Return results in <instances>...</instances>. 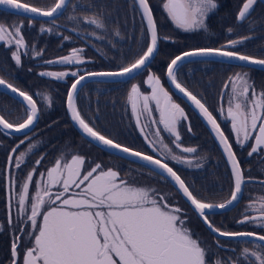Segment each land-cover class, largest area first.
I'll use <instances>...</instances> for the list:
<instances>
[{"label":"snow or ice","instance_id":"1","mask_svg":"<svg viewBox=\"0 0 264 264\" xmlns=\"http://www.w3.org/2000/svg\"><path fill=\"white\" fill-rule=\"evenodd\" d=\"M256 2L257 0H242L236 20L245 21ZM68 3L69 0H55L52 6L41 8L22 3L20 0H0V9L13 14H31L32 18L29 19L28 26L32 27L35 17L52 18L63 15ZM132 3L134 10L139 11L141 16L142 35L147 36L144 50L134 62L122 65L117 70L86 71L84 74H80L79 71H42L39 75L56 80H64L69 75L74 77L66 93V107L71 119L83 133L100 145L137 157L154 166L155 169H159L155 174L160 175L161 179L166 174L212 232L229 239L248 238L264 242V234L260 232L222 230L209 220V211L226 209L240 199L246 178L240 161L233 151L232 143L229 142L212 112L177 79V69L186 58L190 57L219 56L229 60H239L247 65L264 67V58L229 50L250 37L228 40L227 44L220 48L201 47L183 52L171 59L167 65L168 80L199 110L219 141L230 166L233 187L230 198L224 202L211 203L198 198L165 160L114 142L97 131L81 115L76 101L83 81L94 77L135 78L134 74H139L140 70L145 69L158 54L161 37L149 0H132ZM217 7L216 0H164L163 3L168 18L177 28L185 32L207 31L206 18ZM69 19L77 18L70 16ZM82 19L84 23L94 25L96 29L106 28L104 20L98 14L84 16ZM52 22L55 23L54 20ZM23 27V21L11 25L0 23V43L14 49L11 51V59L16 66L21 65L22 55L28 54L29 45L23 35ZM39 31L51 32L52 29L41 26ZM227 31L231 33L233 29L229 28ZM91 35L96 39H103V36L95 31ZM115 35L118 37L120 32L116 30ZM63 39L68 40L70 37L65 36ZM83 51L82 48H72L68 55L56 60H47L45 63L83 64L85 63ZM32 53L34 57L43 55V51H38L35 47L32 48ZM144 83L150 88V93L142 92L140 84H132L127 96L141 135L153 152L159 151L162 156H167L171 160L193 166L192 159L174 154L161 135L162 131L167 132L173 137L171 143L183 153L197 151L195 147H182L178 129L181 122L188 119L184 108L173 100L172 95L161 83L160 77L149 72ZM0 86L22 98L21 103L25 105L22 122L12 123L0 115V129L4 130L5 134L8 130L24 133L25 139H28L27 133L39 116L37 101L28 92L15 87L2 77H0ZM229 87L231 94L226 118L230 119L231 133L234 134L236 144L242 148L247 145L249 157L254 154L264 156V91L258 93L254 85L249 84L247 72H237L234 76H230L224 85L225 89ZM42 99L51 106L50 97L42 96ZM153 104L155 111L159 113L158 120L151 119ZM220 112L223 113L224 109L221 108ZM144 114H147L145 118L150 120L151 125H163L162 129L156 127L153 133L154 139H149V135L145 132L150 125L141 123V115ZM188 131L191 132L190 125ZM24 143V139L20 140L19 144L11 149V153H16ZM32 147L34 145L30 144L29 150ZM25 157V152H20L15 158L9 154L6 167L11 168L14 162V167L19 169L25 163ZM43 159L44 157L41 156L35 164L40 165ZM84 164L85 158L80 155H72L70 160L58 158L46 173L39 174L41 179L35 183L34 194H30L29 188L36 172L35 168L28 172L18 191L15 188V179L12 176L8 177L6 204L8 224L13 223L12 200L15 198L17 222L30 228V231H26L22 226L19 231L31 239V246L21 252V237L15 236L11 243V264H209L206 259V249L193 237L190 229L185 227V219L181 216L182 209L170 206L163 196L157 198L155 190L130 186L119 178L117 171L103 170L99 163L85 171ZM194 166L201 165L197 163ZM53 188L57 191L54 192ZM73 189L80 191L75 192ZM248 210L256 212L257 215H243L237 223L253 224L264 229V196L252 200L246 212ZM2 230L0 226V231ZM247 242L246 239L245 243ZM217 243L219 244V241ZM240 256L248 264H264V245L257 244L255 248L244 247ZM215 264H221V261L216 260ZM227 264H244V262L237 258Z\"/></svg>","mask_w":264,"mask_h":264},{"label":"flooded vegetation","instance_id":"2","mask_svg":"<svg viewBox=\"0 0 264 264\" xmlns=\"http://www.w3.org/2000/svg\"><path fill=\"white\" fill-rule=\"evenodd\" d=\"M52 1H55V0H20V2L22 3H29L31 5H35L41 2H52ZM84 1H85L86 15L92 16L93 14H98L105 21H109V22L119 21V13L112 12V10H110L111 8L105 7L103 0H84ZM150 6L152 8L153 15L157 23L158 34L161 37L159 46L161 45L162 50L165 51V54L163 58H161V60L157 59L158 54H156L155 57L150 62V64L145 69H142L141 72L135 76V78H131L125 81H120L118 83L110 82V81L109 82H105V81L93 82L92 81V84H96V85L101 84L106 87L105 89L106 91L96 94V98H97L96 100H98L97 104L99 105V108H100L99 110L101 111L100 112L101 118H99V120L96 121V130L101 132V134L107 136L108 138L112 139L114 142H117L123 146H127V147L132 148L133 150L140 151V152H143L149 155H153L156 158L165 160V162H167L169 166L172 167L174 171H176L177 174L181 176V178L185 181V183L190 187V190L193 191V193L197 197H199L198 196L199 192L195 191V189L192 187L193 182H190V180L188 179L186 175L185 170H182L183 163H179L177 161L171 160L167 156L162 157L158 154L159 151L153 152V150L149 147L148 142L145 141L144 136L141 135L140 129L136 126V119L132 114L131 107L129 106V102L127 100V96L129 93L128 89H129L130 84L139 79L141 80L143 76L151 72L155 74L156 76L160 77L161 83L164 85L165 89L169 91L170 95H172V98L176 103H178V100L182 102L181 98L177 94H174L172 90L170 89L169 84H167L166 73H165L167 69V65L170 63L168 59L171 58V55L173 56L175 52L174 45L181 44L182 41L181 39H177L175 37H171L172 39H170V35L168 34V31H169L168 29L171 28V24L167 18L168 16L163 6L158 5V10H156V8L153 5H150ZM254 7H256V4L253 6V8ZM238 10H237V13H238ZM259 10H260L259 15H260V26L261 27L257 28L259 17H257L255 14L252 15V11L250 12L246 20L243 22H238L236 20L237 13L236 14L233 13L234 18L232 17L230 19L232 21L229 23L230 21L229 17L226 14H221L219 12V5H218V7L215 9V12L212 15H210V17L212 18L206 19L205 21L207 24V31L197 30V31H192V32H185V31L181 32L183 36L187 37L188 42L191 41L185 44L184 51L193 50V49L201 48V47H212L209 45V43H206V41H210L213 43H216V41L220 42L219 41L221 39L219 37L221 33V27H219L220 22H221V25H223L224 29L232 28L233 31L231 33L227 32L230 37L224 42V44H221L220 42L219 44L216 45V47H213V48L225 46L228 40L240 39L243 37H250V38L245 40L242 44L237 45L233 49L238 50V48H242L244 46L243 44H245L247 48L253 47L254 39L257 38V40L259 41L261 36L262 37L260 40L264 42V9L260 8ZM7 13L8 12L6 11L0 10V23L9 25V23H11L12 20H15V22L23 21L24 30L32 29L30 32V36H31L30 39L26 40L27 44L29 45V48H32V46L34 47L37 46L38 50L44 51L45 49L44 37L43 35L37 32V27L39 26L38 22H42L44 20L38 21L34 19V25L32 27H29L28 18L21 16V15L20 16L16 15L18 17L6 15ZM157 16H158V19H157ZM62 17L63 15H61L60 17L56 19H53L55 23L52 22L53 20L48 21V22L54 25L56 24L57 27H59L61 30H64L65 29L63 28L64 26H60L59 24H57L58 21L61 20ZM215 18H216L217 23L214 24ZM91 27L92 25L87 24V33L91 31ZM67 28L68 29H65L66 30L65 32L72 35L73 37L72 44H74L75 38L78 36L73 33V29L71 28V26L67 25ZM259 31H262V33L260 34ZM256 32H259V34L255 35L254 33ZM165 37H167L168 39H164ZM92 38L93 37L88 33V42L87 41L83 42L84 46L89 47L91 71L117 70L121 65L117 63L119 62V60L128 59L127 57L129 56L132 57L131 59L138 58L137 56H139V54H141L142 51L144 50L141 48L143 44L137 42V40H134L132 44H129V46H126V45L119 46L118 50L114 49L115 51L110 53L109 46H106L103 43H98L96 41H93ZM1 44L3 43H0V53H4L6 48L1 47ZM70 47L66 46L64 48L65 51L63 54H65L68 48L72 49V47L74 46L70 45ZM2 48H5V49L2 50ZM63 54L57 56V58L62 57ZM45 59H50V58H43L41 61H35L33 62V64H30L29 68H27L29 74H31L32 77L37 75L38 77L41 78V76L39 75L40 72L54 71L55 69L61 68V66L52 67L56 63H54L53 65L46 64ZM198 61H201V62H198ZM190 62H194V63H191L190 65H196V67L194 68L195 70L198 68H202V67H205V68L209 67L206 74L208 73L207 75H209L210 78L208 81H207V78H205L203 81V82L207 81V83L199 84L195 86L192 83V80L189 79V85H188V88H189L188 90L192 92L194 95H196L197 98L202 101V103L204 104L206 103L205 106L208 108L209 106L208 102L210 101V104H211V102L216 100L217 95H218V90L220 88H221V91H220L221 98H223L226 93L224 85H223L225 81L223 80L222 77H220V72L217 69L218 66L221 65L222 63L219 61L216 62L212 60H198V59L191 60ZM198 64H200L201 67H198ZM65 66H71V65H65ZM163 71H164V74H163ZM46 78L44 79H46L48 82L53 83V86L51 87V89H52V94L55 96V98L62 96L64 94L66 97L68 87L74 80L73 79L68 83L69 79H71V77L69 76L68 78L66 77L64 80H56L51 77H46ZM8 82L12 83L15 87L19 88L18 85L14 84L13 82L11 81H8ZM145 85L147 86L148 89H150L146 83ZM42 86H43L42 84L40 85L38 83H35L34 86H31V88L26 87V89L23 88L21 90L28 92L36 100L37 91H39ZM93 96H94V91H93ZM4 98L7 102L13 103L14 101H16L14 98L12 99L10 96L5 94L3 91H0V102H2V99ZM96 100L94 99V107L96 105L95 104ZM110 105L112 108L111 110H108V107ZM152 106H154V108H153V113H152L151 118H153L154 120H158L159 113L155 111V105L153 104ZM96 111L97 110H95V112ZM103 113L105 114L104 118L102 117ZM193 115L195 114L193 113ZM187 116H188V119L186 121H182L178 129L181 134L182 147H195L198 150L199 149L202 150V153L204 154V156L208 157L210 162H212L214 165H216L217 163L222 165L223 163L227 171V176L230 179V182L233 187V180L231 178L229 168H227L225 159L220 153V151L218 150V147L216 146L212 136H210L207 129L205 128V126L202 125L200 119L196 115L195 116L197 117V119H199V122L202 128L204 129L206 135L208 136V138L205 136L204 132L201 133L200 127L196 125V123L191 118V115L187 114ZM145 117H146L145 114L141 115V123L142 124L147 123L150 125L149 128L145 129V132L149 135V139H152L151 134L154 133L156 127L158 126L162 129L163 125H151L150 121H148ZM100 122H101V125L103 126V128L101 129H100ZM102 122H105V124ZM189 125L191 126V132L188 131ZM220 126H221V129L224 131L225 135L229 139V136L227 135L228 128L226 127V125L224 126L220 124ZM35 127L33 129H35ZM30 132H28L27 134H29ZM161 135L164 139V142L167 143L170 148H172V151L174 154L182 155L181 150L177 149L175 145L171 143L173 137L169 136L167 132H163V131L161 132ZM19 137H22V136H19ZM229 142H230V139H229ZM48 143L49 145L45 146L40 151L37 150V152L35 153H32V154L30 153L29 155L31 156L26 155L25 163L21 165V167L18 169L19 177L21 178V180L25 178L24 176L27 175L29 171L35 168L36 172L33 176V187H35V183L39 182L41 179L39 174L41 172L46 173V170L48 168L53 167L56 160L58 158H61L59 154L65 153L69 157V160L71 159L72 155H80L85 158V164H84L85 171L90 170L92 167L95 166V164L99 163L101 164L103 170L112 169L114 171H117L119 173V178L126 181L130 186L137 187V188H145L150 191L155 190L157 194V198H159V196H163L165 198V202H167L170 206L179 207L180 209H182L181 216L183 219H185V227L190 229L193 237L195 238V230L192 228V224L190 223V215L191 213H193L195 217L198 218L196 213L192 211L188 202H186L183 199L180 193L176 192V190L174 189V187L171 185L169 181H167L164 178L161 179V176L156 175L155 173L157 172L153 171L147 165L145 166L144 164L140 162L132 161L127 158H122L114 153L111 154L109 152H106L103 149L101 150L100 148L92 144L91 142L85 140L83 137H80L79 139L76 137H71V139L51 141ZM62 146L64 147L61 148ZM215 149H217V152H218L217 155H216ZM254 155L258 156L259 154H254ZM41 156H43L44 159L42 160L40 165H36L35 161L37 159H40ZM260 156L262 155L260 154ZM262 158H264V156H262ZM261 160L263 161L264 159H261ZM28 166L30 167L29 171H26ZM258 167L260 171H262L264 167V162L258 163ZM213 169H214V176H216V168L214 167ZM10 170L11 168H8V167L5 168L6 176L9 175ZM244 176L245 178H253V177H247L245 174ZM255 178H258V177H255ZM218 179L221 183L222 182L224 183L223 185L224 189L228 190L227 185H229V181L225 177H223L222 173L218 174ZM259 179H264V178H259ZM6 182H8L7 179H6ZM247 184L259 185V186L264 187V185H261L258 183H255V184L246 183L243 187L244 190L240 198V201L238 204L234 206V208L243 203L242 199L244 197L245 186ZM35 191H36V188H35ZM53 191L55 192L57 191V189L53 188ZM73 191L79 192L80 189H73ZM227 193L229 194L230 192H227ZM7 198H8V193L6 194V198L4 197V199L7 200ZM221 202H224V200L219 201V203ZM233 209H231L230 211H232ZM225 213H229V211L224 212V213L208 215L210 218L209 220L214 224V226L221 228V229H223L224 226H226V228L234 227L233 225L228 227V225L225 224L224 221L227 220L226 218H224ZM235 214L236 213L233 212L229 216L231 217L229 221L231 220L236 225L243 227L245 224L237 223V221H239L242 217H240L238 214L236 215ZM196 224L197 226H199L198 223ZM22 226L25 227L26 230H28L29 228V226L27 225H22ZM201 226L203 229H205V231L208 234H210L203 223H201ZM202 228L200 229L203 231ZM235 231H257V232L264 234L263 232L264 229L253 230L247 226L241 229H235ZM210 235L212 236V238L215 239V243L219 246L221 244H218L217 241L223 242V243L232 241L228 239H225V240L218 239V238H215V236H213L212 234ZM243 241L245 240H236L233 242L241 243ZM227 248H228L227 246H222L221 248L222 252H224L225 249ZM226 252L224 253V255H225V258L228 259ZM240 252H241L240 246H236V250H234V254H235L234 259L239 258L241 261L244 262V264H248V262L244 261V258L240 256ZM225 262L226 260L224 261V263Z\"/></svg>","mask_w":264,"mask_h":264},{"label":"rangeland","instance_id":"3","mask_svg":"<svg viewBox=\"0 0 264 264\" xmlns=\"http://www.w3.org/2000/svg\"><path fill=\"white\" fill-rule=\"evenodd\" d=\"M55 3V1L52 2H41L37 3L34 6L41 7V8H48L52 6ZM164 0H154L153 5L157 7L158 5L163 6ZM217 5H219V2L216 0ZM242 2L238 3V8L241 6ZM120 10H121V18L119 21H105L106 28L105 29H96L94 25L91 27V31L88 32L90 35L93 31H95L98 35L103 36V39H96L95 36L91 35L93 38V41H96L98 43H103L106 46H109V52L112 53L115 50L119 49V46H129V44H132L134 40H137V42L142 43L143 45L141 46L142 49H144V45L147 43V36L146 34L142 35V22H141V16L139 11L135 14L134 11L132 10V7L134 8L132 4V0H121L120 3ZM81 3L79 0H70V2L67 5L66 10L64 11L65 13L63 14V17L61 20L58 21L57 24L60 26H64L63 28L68 29L67 25L71 26L73 29V33L76 34L78 37L75 38L74 44H72L73 37L71 34H68L65 32L66 30H61L57 25L51 24L48 21H42L38 22L39 26L37 27V32L44 37V46H45V57L50 56V59H45L47 60H56L57 56L61 55L65 51V47L70 45H73L74 47L72 48H82L84 51L82 53L85 63L83 64H72L71 66H65L64 64H54V66H61V68L55 69L54 71H79L80 74L86 72V71H91V65H90V55H89V47L84 46L83 42H88V33H87V24L83 22V17L84 16H91V15H86V13H82L80 11L81 8ZM252 10H255L254 8ZM251 10V11H252ZM215 12L212 11L209 13L208 17L206 19H210V15H212ZM70 16H74L77 19H69ZM168 18V17H167ZM171 28L168 30V34L171 37H175L177 39H181L182 43L181 44H175L174 47V54L173 56L171 55V58L168 60L170 61L175 55H178L180 53L184 52L185 44L191 42L187 40V37L183 36L181 32L184 30L177 28L170 18H168ZM232 20L229 21V23ZM19 21L12 20L9 25L18 23ZM206 23V22H205ZM217 23L216 18L214 19V24ZM89 25V24H88ZM207 25V24H206ZM43 26L44 28H51V32H44L40 33L39 29L40 27ZM228 26V24H227ZM146 28V26H144ZM219 27H221V33H220V42L221 44H224V42L230 37L229 34L227 33L228 28L224 29L223 25H221V22L219 24ZM258 28V27H257ZM32 30V29H31ZM31 30H24V27L22 29L23 35L25 37V40L30 39V32ZM116 30L120 32V35L117 37L115 35ZM68 36L70 39L64 40L63 37ZM220 42L213 43L210 41H206V43H209L210 46L216 47L217 44ZM65 43V45H64ZM245 46V44H243ZM1 47H5L6 50L4 53H0V73H2L1 77L4 78L7 81H11L14 84L18 85L20 89H26V87L31 88V86H34L35 83L42 84L43 86L40 88L39 91H37V103L39 107L40 113V119L42 117V114H46V112L49 111V116L45 119L41 125H38L33 129L29 134H27L28 139H25V136L19 137L16 136L17 138H13L12 136L5 134L0 130V226H2L3 230L0 231V264H11V243L13 239L15 238L16 235H20V251L22 252L26 247L31 246V239L26 235V234H21L20 233V228L22 227L21 224L17 222V217H16V201L15 198L12 200V213H13V223L11 225L8 224V209L6 207L7 200L4 199L6 198V194L8 193V182H6V179L8 180L9 176H12L15 179V188L18 191L19 186L25 181L26 176L25 175L22 180L19 177L18 169L14 167V162L13 166L11 167V170L9 172V175L6 176L5 174V166L7 164V157L9 154H11V149L14 148L17 144H19V141L24 139L25 143L23 145H20V147L17 149L16 153H13V157L19 155L20 152H25L26 155H29L30 153H35L43 149L45 146L49 145L48 142L51 141H58V140H66V139H71V137H76L80 138L82 137L75 129L73 126L70 124V121L68 120L67 117L63 116L62 114L59 115H53L52 111L53 108L56 106H59L62 104L65 106V94L59 97H56L52 94V89L51 87L53 86V83L45 81L42 78H39L37 75L33 76L29 74L27 68L30 67V64H33L35 61H41L44 57H34L32 53V48H28L27 55H22V63L20 66H16L15 62L11 59V51L14 49H10L6 44H1ZM161 45L158 46V50L160 49ZM247 48V46H245ZM5 48H2L4 50ZM71 48V47H70ZM68 48L62 56L68 55L71 51V49ZM182 48V49H181ZM219 48V47H218ZM264 49V45L262 47ZM36 50H38V47H35ZM115 49V50H114ZM241 49V48H240ZM245 49L244 47L242 50ZM248 49V48H247ZM39 51V50H38ZM243 54V53H241ZM138 57V56H137ZM128 59H121L118 64L126 65L131 62H134V59H131L132 57L129 56L127 57ZM161 60V59H160ZM168 61V62H169ZM201 62V61H198ZM191 63L194 62H184L183 64L180 65V67L177 69V79L178 82L182 84L186 89L188 88L189 85V79L192 80V83L196 86L199 84H204L207 83L209 80L210 76L206 74L207 70L209 67H202L198 69H194L196 65H190ZM197 63V62H195ZM52 64V65H53ZM120 65V66H122ZM194 66V67H193ZM198 67H201L200 64H198ZM224 66L219 65L218 66V71L220 72V77L223 78L225 83L228 82V78L230 76H234L235 73L237 72H247L248 73V81L249 84L253 85V80H252V73L249 70H242L239 69L237 72H231L230 69H226ZM227 71H229L227 73ZM164 74V71H163ZM147 75L143 76V78L140 80H137L133 83L130 84L129 86V91L131 88L132 84H140L141 85V91L144 92L145 94L150 93V89L147 88L145 85L144 81L147 79ZM69 77H71L69 75ZM68 78V77H67ZM207 78V81L203 82L204 79ZM75 79L74 77H71L69 79L68 83ZM184 81V83H183ZM97 82V81H93ZM44 83V84H43ZM86 86V85H85ZM83 86L84 88L81 92L80 95L81 99L84 101L89 102V100L92 99V102H94V99L96 100V94H99L100 92L106 91V87L99 84H92V81L87 84V87ZM255 87V86H254ZM256 91L259 93L260 90L255 88ZM93 91H94V96H93ZM221 88L218 90V95L216 100L213 102L210 101L208 102V108L210 111H212V114H214V117L216 120L221 125H226L228 128V136L230 139V143L234 146L235 150L239 154L243 153H248V147L247 145L245 147H240L238 144L235 142V137L234 134L231 133V122L230 119L226 118L227 117V108H228V99L231 94L230 87L228 89H225V95L223 98H221ZM40 94V95H38ZM106 95V94H105ZM42 96H47L51 98V106H48L47 102L42 99ZM57 100L55 104V100ZM98 100L95 102V107L94 109L97 110L93 115H91L90 119L92 122L90 123L91 126H93L96 129V121L101 118V111L99 110V105L97 104ZM178 103L184 108L185 112L188 114V112L191 114V109L184 105L181 101L178 100ZM206 104V103H205ZM129 106L131 107L130 103ZM154 108V106H152ZM111 105L108 107V110H111ZM223 108L224 112L221 113L220 109ZM25 106L18 105L15 101L13 103L7 102L4 99H2V102H0V114H5V116L9 117L14 114V117L10 119V122L12 123H19L22 122L25 116L24 112ZM99 110V111H98ZM15 114H18L20 116H17ZM189 114V115H190ZM105 114L103 113V118ZM147 115V114H145ZM153 119V118H151ZM150 121L149 119H147ZM133 122V120H132ZM105 124V122H102ZM103 128L100 122V129ZM151 138L154 139L153 134H151ZM251 143V141H249ZM34 145V147L29 150V145ZM62 146L61 148H63ZM217 150H216V155H217ZM160 156V152H158ZM182 155L187 157L188 159L193 160V166H188L187 164H183V169L186 172V175L190 182H193L192 187L195 189V191L199 192L198 198L206 201V202H211V203H219V201L222 200H227L229 197L230 193L232 190V184L230 182V179L227 178L225 171L226 168L224 167L223 163L222 165L217 163L214 165L212 162H210L209 158L204 156L202 153V150H198L195 153H183ZM248 155V154H247ZM31 156V155H29ZM62 159L64 160H69V157L65 154H59ZM257 157V155H255ZM165 157V156H162ZM199 163L201 166L200 167H195L194 165ZM216 168V176H214V169ZM29 166L27 167L26 171H29ZM222 173L223 177H225L229 181V186L228 190L224 189L223 185L224 183L220 182L218 179V174ZM28 174V173H27ZM261 175L264 177V167L263 170L261 171ZM194 184H198V187H196ZM209 190H212L215 196L209 197L206 193H209ZM30 194L35 193V187H33V182L30 183V188H29ZM227 193V194H226ZM225 194V195H223ZM212 195V194H211ZM223 195V197L221 196ZM260 196H264V187L259 186V185H250L247 184L245 186V192H244V197H243V203L240 204L239 206L236 207L235 213L238 214L240 217H243V215H257L256 212L248 210L246 212V209L248 208L249 203L252 200H255L259 198ZM235 214V215H236ZM209 217V216H208ZM210 219V218H209ZM242 219V218H241ZM198 218L195 217L193 213L190 215V223L192 224V228L195 230V238L198 239V241L201 243V246L206 249V259L209 261V264H215L216 260H220L221 264H227L230 260L234 259L235 254L234 250H236V246H240L241 250L244 247H250V248H255L257 244H261L260 242H253V241H248L245 243V241L238 243V242H219L221 244L220 246L215 243V239L211 238L209 234H207L204 230L202 231L200 226H197ZM199 221V220H198ZM232 224L234 222L230 221ZM200 223V222H199ZM230 226H232L230 224ZM249 227L253 230L261 229L256 227L253 224H245L243 227ZM226 227V226H224ZM223 227V228H224ZM242 226H237L236 229H241L243 228ZM30 231V228L28 230ZM264 232V231H263ZM263 245V244H261ZM222 246H227L228 248L225 249L224 252H222L221 248ZM227 251V252H226ZM226 252V255L228 259L225 258L224 253ZM225 258V259H224ZM226 262L224 263V261Z\"/></svg>","mask_w":264,"mask_h":264},{"label":"trees","instance_id":"4","mask_svg":"<svg viewBox=\"0 0 264 264\" xmlns=\"http://www.w3.org/2000/svg\"><path fill=\"white\" fill-rule=\"evenodd\" d=\"M80 1V3H81V8H80V11L82 12V13H86V11H85V1L84 0H79ZM104 1V5H105V7H107V8H111L110 10H112V12H116V13H119V19L121 18V10H120V5H119V3H120V1L121 0H103ZM125 1H127V0H125ZM131 1V0H130ZM153 1L154 0H149V3H150V5H153L152 3H153ZM218 2H219V12L221 13V14H226L228 17H229V20L233 17V13H235L236 14V9L238 8V3L239 2H242V0H217ZM133 4V3H132ZM154 6V5H153ZM155 7V6H154ZM156 8V10H158V6L157 7H155ZM260 8H263L264 9V5L263 4H261L259 1L258 2H256V7H254V9L255 10H252V15H256L257 17H259V20H258V23H257V26H258V28L259 27H261L260 26V15H259V9ZM132 10L134 11V13L136 14L137 13V10H134V8L132 7ZM6 15H10V16H15V17H18V16H16V15H13L12 13H7ZM234 18V17H233ZM157 19H158V16H157ZM260 32V34L262 33V31H259ZM259 32H256V33H254L255 35H257V34H259ZM262 37V36H261ZM261 37H260V39H261ZM259 39V41L257 40V38H255L254 39V44H253V47H249L248 49L245 47V46H243L245 49H243L242 50V48L240 49V48H238V50H235V49H231V50H234V51H238V52H240V53H243V54H247V55H252V56H255V57H258V58H264V49L262 48L263 47V45H264V42H262L261 40ZM158 55H157V59H161V58H163V56H164V54H165V51H163L162 50V47H160V49L158 50ZM42 57H44V58H50V56H47V57H45V51H43V55H42ZM129 63V62H128ZM122 65V64H121ZM153 65V64H152ZM222 66H224L226 69H230L231 70V72H237V71H239V69H242V70H249V71H251V73H252V80H253V85L255 86V88H257V89H260V90H264V71H260V70H257V69H253V68H245V67H242V66H235V65H230V64H224V63H222ZM223 67V68H224ZM229 71H227V73H228ZM0 75H2V73H0ZM40 78V77H39ZM42 78V77H41ZM44 78H46V77H44ZM44 78H42L43 80H44ZM46 79H48V78H46ZM45 79V81H47ZM183 83H184V81H183ZM85 87H87V85L85 86ZM84 88H81L80 90H79V92H78V96H77V101H76V103H77V107H78V109H79V111L81 112V115L85 118V120L87 121V122H92V120L90 119V117H91V115H93L94 113H95V109H94V102H92V99L91 100H89V102H87V101H83L82 99H81V96H79L80 95V92L83 90ZM10 100V99H9ZM57 100L58 99H56L55 100V104H56V102H57ZM14 101V100H13ZM18 105H21L22 106V104H20L19 102H17V101H15ZM183 103V102H182ZM184 105H185V103H183ZM37 105H38V103H37ZM188 108H189V106L188 105H186ZM38 109H39V107H38ZM189 110H190V108H189ZM50 111H52V114L53 115H59V114H62L63 113V116H65L66 115V110L64 109V105H63V102H62V104L61 105H59V106H56L55 108H53V110H50ZM40 111H39V118H38V123L36 124V127L38 126V125H41L42 123H43V121H44V118L46 119L48 116H49V111L48 112H46V114H42V117H41V120L39 121V119H40ZM188 114H190L189 112H188ZM4 117H5V119H7V120H9V122H10V119L11 118H13L14 117V114H12L11 116H10V118L9 117H7V116H5V114H2ZM15 115H17V116H20V115H18V114H15ZM191 118L193 119V121L196 123V125L197 126H199L200 127V131H201V133L202 132H204V134H205V136L208 138V136L206 135V133H205V131H204V129L202 128V126H201V124H200V122H199V119H197V117L195 116V115H193V112L191 111ZM65 117H67V115L65 116ZM71 124V123H70ZM203 134V135H204ZM13 138L15 137V138H17L16 136H12ZM233 148H234V146H233ZM216 150L217 149H215V152H216ZM234 151H235V153H236V156L239 158V160H240V164H241V167L243 168V171H244V174L247 176V177H253V178H255V177H258V178H264V177H262V175H261V171H260V169H259V167H258V163H263L264 162V160L262 161L261 159H264V158H262V156H260V154L256 157L255 155H253L252 157H249L248 155H247V153H243V154H239L236 150H235V148H234ZM225 174H226V176H227V171H225ZM227 178H228V176H227ZM229 179V178H228ZM196 187H198V184H194ZM227 188H229V186L227 187ZM229 192V191H228ZM209 197H212V196H215L216 194H214L213 192H212V190H209V193H206ZM212 194V195H211ZM223 195H225V194H223ZM223 195H221L222 197H223ZM235 209H236V207L232 210V211H229V213H225L224 214V218H226L227 220H225L224 222H225V224L226 225H228V227L230 226V224L231 225H233L234 227H232V228H226V227H224L222 230H228V231H235V229H236V227L238 226V225H236L235 223H231L230 221H229V219H231V217H229L234 211H235ZM223 218V219H224ZM196 223H198L199 224V226L202 228V226H201V223H199V221L197 220V222ZM203 229V228H202ZM204 231H205V229H203ZM206 232V231H205ZM207 233V232H206ZM208 234V233H207ZM210 235V234H209ZM210 237L212 238V236L210 235Z\"/></svg>","mask_w":264,"mask_h":264},{"label":"water","instance_id":"5","mask_svg":"<svg viewBox=\"0 0 264 264\" xmlns=\"http://www.w3.org/2000/svg\"><path fill=\"white\" fill-rule=\"evenodd\" d=\"M257 1H259V2H261L262 4H264V0H257ZM0 10H3V9H0ZM4 11V10H3ZM6 12H8V11H6ZM9 13V12H8ZM10 13H12V12H10ZM13 14V13H12ZM15 15H18V16H24V17H26V18H28V19H31L32 18V15L31 14H23V13H18V14H15ZM61 15H59V16H56V17H52V18H48V17H35L34 19L35 20H38V21H42V20H44V21H52L53 19H56V18H58V17H60ZM146 26V25H145ZM159 46V45H158ZM230 50V49H229ZM187 51H191V50H187ZM184 52H186V51H184ZM182 53H180V54H178V55H181ZM175 56H177V55H175ZM175 56L173 57V58H175ZM155 57V56H154ZM195 59H198V60H212V61H219V62H221V63H224V64H230V65H235V66H242V67H245V68H253V69H257V70H262V71H264V67H261V66H257V65H247V64H245L244 62H242V61H239V60H229V59H227V58H224V57H219V56H213V57H190V58H186L181 64H183L184 62H187V61H191V60H195ZM152 61V60H151ZM150 61V62H151ZM171 61V60H170ZM150 62H149V64H150ZM148 64V65H149ZM142 70V69H141ZM141 70H140V72H141ZM98 71H100V70H98ZM106 71V70H105ZM139 72V73H140ZM165 73H167V69H166V72ZM82 74H84V73H82ZM136 75H138V74H134V77L136 76ZM129 79H131L130 77H94V78H89V79H86L85 81H83L82 82V84H81V86H80V89H81V87L82 86H84L85 84H88V82H91V81H97V82H99V81H105V82H120V81H125V80H129ZM166 81H167V84H169V87H170V89L172 90V92L174 93V94H177L180 98H181V100H182V102L183 103H185V105H188L189 106V108L191 109V111L200 119V121H201V123H202V125L203 126H205V128L207 129V131H208V133L210 134V136H212V138H213V140H214V142H215V144H216V146L218 147V149H219V151H220V153L222 154V156L224 157V159H225V162H226V164H227V168H229V171H230V175H231V170H230V166H229V164H228V162H227V159H226V157H225V155H224V153H223V150H222V147H221V145L219 144V141L216 139V137H215V135L211 132V128H210V126L207 124V122L204 120V118L200 115V113H199V110L198 109H196L195 107H194V105H192V103L190 102V101H188L187 100V98L186 97H184L183 96V94L182 93H180L179 92V90H177L176 88H175V86L174 85H172L171 84V82L168 80V78H167V75H166ZM71 85V84H70ZM70 87V86H69ZM68 87V88H69ZM188 90V89H187ZM0 91H3L5 94H7L8 96H10L12 99L14 98L16 101H19L20 103H21V101H22V98H20V97H18L16 94H13L10 90H6V89H4L2 86H0ZM65 99H66V97H65ZM22 104V103H21ZM23 106H25L24 104H22ZM65 110H66V115H67V118H68V120L70 121V123H71V125L73 126V128L75 129V131H77L85 140H87V141H89V142H91L92 144H94L95 146H97L98 148H100L101 150L103 149L104 151H106V152H109V153H111V154H116V155H118V156H120V157H122V158H127V159H129V160H132V161H137V162H140V163H142V164H144L145 166L147 165L148 167H150L153 171H156V172H159V169H155L154 168V166H152V165H149V164H147V162H145V161H142V160H140V159H138L137 157H133V156H130V155H127V154H125V153H123V152H120V151H118V150H115V149H111V148H108V147H105V146H103V145H100L97 141H94V140H92L90 137H88V136H86V134H84L83 133V131L80 129V127L71 119V115H70V113L67 111V107H66V100H65ZM1 115V114H0ZM38 118H39V116H38ZM38 120V119H37ZM37 124V121H36V123L33 125V127H32V129L31 130H29L28 132H30V131H32L33 130V128L35 127V125ZM2 132H4L5 133V131L4 130H2V129H0ZM7 134H9V135H11V136H23V135H25L24 133H16V132H13V131H11V130H8V132H7ZM234 151V150H233ZM231 178H232V176H231ZM164 179H166L167 181H169L170 183H171V185L174 187V189L176 190V192H178V193H180L179 191H178V189H177V187L174 185V182L169 178V177H167L166 176V174L164 175ZM246 183H253V184H255V183H258V184H261V185H264V179H259V178H251L250 180H248L247 178H246ZM245 183V184H246ZM244 190V189H243ZM181 195H182V193H180ZM242 194H243V192H242ZM242 196V195H241ZM241 196H240V198H241ZM182 197H183V195H182ZM230 198V197H229ZM228 198V199H229ZM183 199L186 201V202H188L187 200H186V198L185 197H183ZM226 201V200H225ZM239 201H240V199L238 200V201H236V202H234V204L233 205H231V206H229L228 208H226V209H213V210H211V211H209L208 212V215H213V214H218V213H224V212H226V211H228V210H231L232 208H234V206L236 205V204H238L239 203ZM188 204H189V206H190V208L192 209V211L194 212V213H196L195 212V210H194V208L190 205V202H188ZM196 215H197V217H198V214L196 213ZM198 219L200 220V222L201 223H203V221H202V219L201 218H199L198 217ZM204 224V223H203ZM204 226L206 227V229L208 230V232L210 233V234H212L213 236H215L216 238H218V239H228V240H232V241H236V240H250V241H253V242H260L261 244H263L264 245V242H261V241H258V240H251V239H248V238H240V239H229V238H225V237H220V236H218V234L217 233H214V232H212L205 224H204Z\"/></svg>","mask_w":264,"mask_h":264}]
</instances>
